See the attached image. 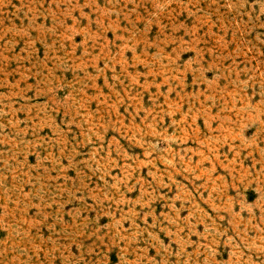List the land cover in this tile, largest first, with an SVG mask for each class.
I'll use <instances>...</instances> for the list:
<instances>
[{
  "label": "rangeland",
  "instance_id": "374dc122",
  "mask_svg": "<svg viewBox=\"0 0 264 264\" xmlns=\"http://www.w3.org/2000/svg\"><path fill=\"white\" fill-rule=\"evenodd\" d=\"M0 264H264V0H0Z\"/></svg>",
  "mask_w": 264,
  "mask_h": 264
}]
</instances>
